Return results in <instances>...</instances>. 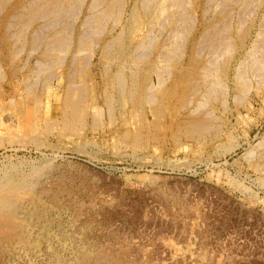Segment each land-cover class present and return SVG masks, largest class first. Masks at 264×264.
<instances>
[{
	"label": "bare ground",
	"instance_id": "bare-ground-1",
	"mask_svg": "<svg viewBox=\"0 0 264 264\" xmlns=\"http://www.w3.org/2000/svg\"><path fill=\"white\" fill-rule=\"evenodd\" d=\"M257 2L0 0V120L8 111L23 127L78 129L133 148L219 140L229 130L217 106L247 91L248 73L264 74V15L250 49L243 25ZM249 154L252 168L264 167V139ZM83 166L49 158L1 165V252H12L4 242L45 251L41 243L55 235L59 249L39 264H128L86 239L85 246L73 239L70 256L63 252L72 239L63 226L111 221L99 217ZM16 254L14 263L24 264Z\"/></svg>",
	"mask_w": 264,
	"mask_h": 264
},
{
	"label": "rangeland",
	"instance_id": "rangeland-1",
	"mask_svg": "<svg viewBox=\"0 0 264 264\" xmlns=\"http://www.w3.org/2000/svg\"><path fill=\"white\" fill-rule=\"evenodd\" d=\"M258 2L254 14L244 16L252 34L248 49L264 15V0ZM257 74L248 73L245 94L231 95L224 108L217 106L228 135L203 143L169 138L133 148L125 140L78 129L63 131L44 123L23 127L6 111L0 120V167L48 158L84 165L98 191L99 217L111 216V221L63 226L72 237L63 242L66 255L74 240L85 246L86 239L128 264H264V167L252 168L249 154L264 139V74ZM48 242L40 248L59 249L55 235ZM4 243L12 252L0 251L1 264H16L14 252L24 264L48 258L43 250Z\"/></svg>",
	"mask_w": 264,
	"mask_h": 264
}]
</instances>
